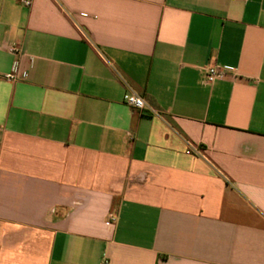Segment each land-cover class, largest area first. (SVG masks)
I'll list each match as a JSON object with an SVG mask.
<instances>
[{"label": "crops", "instance_id": "1", "mask_svg": "<svg viewBox=\"0 0 264 264\" xmlns=\"http://www.w3.org/2000/svg\"><path fill=\"white\" fill-rule=\"evenodd\" d=\"M0 264H264V0H0Z\"/></svg>", "mask_w": 264, "mask_h": 264}, {"label": "built area", "instance_id": "2", "mask_svg": "<svg viewBox=\"0 0 264 264\" xmlns=\"http://www.w3.org/2000/svg\"><path fill=\"white\" fill-rule=\"evenodd\" d=\"M26 6H31V2H24ZM18 69L5 76L8 80H17ZM226 76L225 72L218 67H208L205 69V81L208 84H212L220 79H223ZM124 102L128 106L134 109L143 110L146 108L145 101L138 96L136 93H126L124 95ZM198 155H201V151H197Z\"/></svg>", "mask_w": 264, "mask_h": 264}]
</instances>
